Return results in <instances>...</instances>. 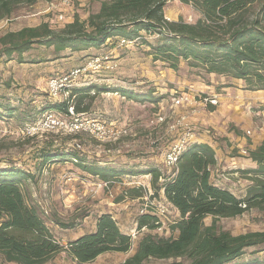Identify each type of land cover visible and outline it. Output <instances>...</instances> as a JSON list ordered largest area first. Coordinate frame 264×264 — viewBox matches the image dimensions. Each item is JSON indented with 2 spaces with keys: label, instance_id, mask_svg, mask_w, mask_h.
<instances>
[{
  "label": "trees",
  "instance_id": "16d2710c",
  "mask_svg": "<svg viewBox=\"0 0 264 264\" xmlns=\"http://www.w3.org/2000/svg\"><path fill=\"white\" fill-rule=\"evenodd\" d=\"M171 1L104 0L99 12L91 13L87 20L75 15L74 21L63 28L54 29L45 22L6 33L0 37V54L8 59L16 55L23 63L25 53L44 47L52 49L55 61L65 58L67 52L100 49L111 39H140L149 48L154 63L160 62L174 72L186 63L206 75L243 81L246 91H264V0H178L199 14L195 23L182 18L169 21L166 8ZM38 2L0 0V23L10 20L19 7H32ZM144 36L155 37V41L148 42ZM93 92L94 96L120 94L140 104L161 100L155 98L154 91L138 93L92 83L72 90L69 101L54 103L47 110L68 114L69 103H73L76 113H87L89 107L83 106L84 101L92 98ZM248 158L256 168L240 171L249 181L243 197L212 182L217 160L207 144L189 145L167 177L157 168L127 173L96 167L87 164L77 151L64 152L60 147L42 150L39 161L43 171L57 162H75L83 172L104 183L129 175L152 177V197L163 193L179 212V218L170 226L174 235L160 236L158 218L150 213L141 215L138 230L150 233L139 240L135 253L121 264H264L259 258L241 261L249 252H264V231L233 235L219 227L221 219L241 217L252 210L264 214V140L248 151ZM32 179L29 171L0 168V264H46L61 253H67L77 264H90L105 254L132 251V236L121 230L111 214L97 218L93 233L61 245L43 220L40 208L26 200L23 187ZM144 191L133 189L127 195L142 198ZM209 217L212 223L208 226L205 220ZM57 225L62 229L77 226Z\"/></svg>",
  "mask_w": 264,
  "mask_h": 264
},
{
  "label": "rangeland",
  "instance_id": "374dc122",
  "mask_svg": "<svg viewBox=\"0 0 264 264\" xmlns=\"http://www.w3.org/2000/svg\"><path fill=\"white\" fill-rule=\"evenodd\" d=\"M49 1L39 0L32 7H19L10 20L0 23V37L8 32H17L25 27H34L45 22H48L52 28L59 29L74 21L79 9L75 0L74 10L67 14L66 21L61 23L57 22L54 16L46 13ZM80 14L84 16L83 12ZM166 15L169 21L182 18L187 23H195L199 19V14L191 6L184 5L178 0L168 3ZM144 37L148 42L155 41V37ZM143 41L139 40L136 43L138 45L129 47L118 46L126 48L125 50L129 48L133 50L130 51L132 55L129 52H120L118 58L126 61L125 71L127 73L135 71V75L119 73L117 65L113 70L108 69L98 74H82L77 79H72L75 86L73 90L95 83L109 88H126L138 93L154 91L155 98H161L156 104H140L129 101L120 94L94 96L93 92L92 98H87L83 105L89 107V111L81 114L105 121L107 124L113 123L129 131L127 137L107 144L82 134L76 136L49 134L31 137L22 133L26 125L39 123L52 104L65 100L50 98L47 89L49 80L69 76L73 71L83 68L95 55L89 57L85 51L67 52L65 58L54 61L52 49L35 47L23 55V63H20L16 55L8 59L0 54V168L15 167L33 174L34 179L27 181L23 187L26 200L28 204L40 208L43 220L61 245L67 246L71 238L91 227L101 213H111L121 230L133 238V249L130 254L104 256L90 264H121L125 257L133 255L139 240L150 233L147 229L139 231L137 227L138 218L145 210V205L148 202L159 205L163 200L159 196L152 197L151 176H136V179L131 175L123 176L122 180L121 178L114 180L106 187L104 181L83 172L72 161H67L66 164L57 162L43 171L39 161L42 150L60 147L64 152L77 151L87 164L96 167L115 168L127 173L157 168L167 177L173 170L166 168L164 153L178 141L181 133L180 130L169 131V127L188 117L187 112L193 108L187 105L173 107L172 98L188 91L191 95L195 93L199 98L208 96L194 92L189 85L181 89L175 82L168 81V76L163 72L159 74L161 71H166L167 67L160 62H153V58L148 55L149 48ZM106 55L110 56V54ZM111 57L113 58V55ZM118 58L115 60H119ZM143 71L154 72L155 74L152 75H156L157 78L162 76L161 80L152 82L159 85H152L147 79L139 78ZM206 76L200 70L190 69L186 63L181 65L178 72L172 73L174 80L181 78L192 84H208L209 80ZM108 79L112 81L109 83L103 81ZM255 98L248 101L254 102ZM262 104L258 102L253 110L263 118L264 104ZM61 115L66 114L61 113ZM160 118L163 119L162 122H159ZM241 134L247 137V141L251 139L242 131ZM77 145L81 148L78 149ZM230 147L229 143L222 140L218 152L219 158L237 157V150H231ZM240 171L242 170L229 171L225 169L224 163H220L218 171H214V183L221 188L229 189L237 197H243L249 181ZM137 187L147 191H144L142 198L133 199L127 195V192ZM147 211L152 213L150 209ZM162 217L166 229L162 233L159 232V235L167 238L173 236L171 224L167 222L171 220L175 222L177 218L172 213H166ZM55 220L64 224L75 223L77 226L75 230L62 229ZM211 223L210 217L205 220L206 225L209 226ZM219 227L233 235L264 231V214L252 210L241 217L221 219ZM66 230L74 231L67 233ZM253 258L264 260V252L258 255L249 252L241 261ZM163 263L165 262L150 261L147 264ZM46 264L77 263L67 253H61Z\"/></svg>",
  "mask_w": 264,
  "mask_h": 264
},
{
  "label": "crops",
  "instance_id": "0c3cea01",
  "mask_svg": "<svg viewBox=\"0 0 264 264\" xmlns=\"http://www.w3.org/2000/svg\"><path fill=\"white\" fill-rule=\"evenodd\" d=\"M75 1L79 8L77 10L76 15H78L82 20H87L91 13L99 12L101 8V4L104 0H75ZM82 8L85 10H83ZM82 12L84 16L80 14ZM118 42L119 39H111L105 44V46H103L100 49H90L85 51L86 55L89 57L91 55H95V57L106 54L113 55L114 62L119 66L118 68L120 70V71L118 70L119 73H123L124 75L126 74L135 75L136 73L135 71H130V73H127V71H125L126 61L118 58L120 52L123 51L124 53L129 52V54L132 55V52L130 51L133 50L130 48L128 50H125L126 48H119ZM115 58H118L119 60L116 61ZM162 72L164 75L168 76V81H173V83L175 82L176 84L179 85L181 89H183L184 87H188L189 85V87L193 89L194 92L201 93L204 95L206 94L211 97H216L219 100L220 103L219 106L217 107L210 106L208 108H204L201 106L193 107L191 108V110L187 112L188 117H185L186 119L185 125L187 126L186 128L191 129L194 132L193 140H195V144H207L210 147H212L213 150L215 151L217 165L212 172V182L213 183L215 182L213 180L214 171L215 170L218 171L220 167V163H224L225 169L229 171L238 170V169L248 170V169L256 168V164L253 163V161L249 159L248 156H244L243 152L244 151L248 152L249 150L256 149L264 140V119L262 118V115L259 116V113H255L253 110V108H255L258 105V102L264 104V91H259V92L246 91L244 89L243 81L221 77L217 75H207L206 77L209 80L208 84L207 83L192 84L188 81H183V79L181 78H178L177 79L178 81L174 80L172 77V73L175 74L176 72H174L171 69L167 68L166 71H161L159 72V74ZM153 73L154 72L148 73L146 71L145 72L143 71L139 78L147 79L150 84H152V82L154 81L157 82L158 80L162 79V76L157 78L156 75L155 76L152 75ZM103 81L109 83L112 80L108 79ZM152 85H159V83H155ZM189 92L190 91H188V93ZM192 95L198 97L195 93H193ZM253 98H255L254 102L248 101ZM182 111L185 112V110ZM241 131L244 132L245 135L248 132H251V136H249V138L251 139L247 141L246 139L247 137L245 138L244 136H242ZM222 140L223 141L225 140V142L231 145L230 147L231 150L234 149L237 150V155H238L237 157L225 156L222 159L219 158L218 152H219L220 142ZM66 163L67 162H65V164ZM133 178L136 179V176ZM215 185L219 187L217 183H215ZM134 189L138 190L140 189V187ZM160 198L165 199L163 193H161ZM103 214H107V213H101L98 217H100ZM174 215L176 218H179L178 211L174 210ZM96 223H97V219L93 222V225L91 227H87L85 231L80 232L79 235H77L75 238H71L68 241V243L74 242L87 234L93 233L96 230ZM74 230L72 231L66 230L65 232L73 233ZM109 255L124 256L128 254H105L100 256L98 259ZM126 258L127 257H125V259ZM125 259L121 263H123Z\"/></svg>",
  "mask_w": 264,
  "mask_h": 264
},
{
  "label": "built area",
  "instance_id": "2783aa9c",
  "mask_svg": "<svg viewBox=\"0 0 264 264\" xmlns=\"http://www.w3.org/2000/svg\"><path fill=\"white\" fill-rule=\"evenodd\" d=\"M74 5V0H50L46 13L54 16L59 23L65 22L66 17L74 10ZM139 40L140 39L129 41L120 39L118 46L129 47L138 43L137 41ZM113 60L114 59L111 55L96 56L91 58L83 68L73 71L69 76L49 80L47 89L50 98L52 100L64 98V101H69L71 99L72 90L75 87L72 80L73 78L77 79L82 74H98L108 69L113 70L117 68V64ZM176 95H178V92H176ZM171 101L173 107H184L187 105L190 107L201 106L208 108L210 106L217 107L219 105V100L216 97L206 96L204 98H197L188 92L174 96ZM185 120L184 117L179 120L178 124H173L169 127L170 131L174 132L180 130L181 133L179 134L178 141L172 144L164 153V163L168 169L176 168L182 153L189 145L195 144V140H193L194 132L191 129L186 128ZM162 121L163 119L160 118L159 122ZM128 132L127 129L118 127L113 123L107 124L105 121H100L96 118H89L84 116V114L76 113L72 103H69L68 114L61 115V113L47 111L44 113L39 123L35 122L33 124H28L22 130L23 134L31 137L49 134L74 136L82 134L103 144L120 141L125 136H128ZM247 135L251 136V132H248ZM77 148L80 149L81 146L77 145ZM243 155L248 156V152L244 151ZM104 185L107 187L108 183H105ZM162 200L163 201L159 205L154 204L153 202H148L145 205V210L142 211V215L148 214L149 212L147 209H150V211H152L150 214H153L158 218V234L166 229L164 227L166 223L162 216L166 213L174 214L175 210L166 199ZM167 223L173 224L174 222L171 220Z\"/></svg>",
  "mask_w": 264,
  "mask_h": 264
}]
</instances>
